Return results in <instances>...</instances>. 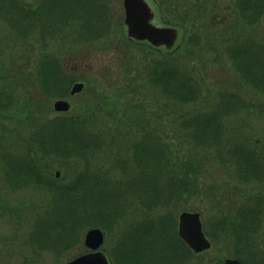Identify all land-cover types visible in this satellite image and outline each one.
Returning <instances> with one entry per match:
<instances>
[{"label": "trees", "instance_id": "trees-1", "mask_svg": "<svg viewBox=\"0 0 264 264\" xmlns=\"http://www.w3.org/2000/svg\"><path fill=\"white\" fill-rule=\"evenodd\" d=\"M148 1L181 32L171 50L130 39L113 0H0V172L41 192L38 252L99 227L111 264H264V0ZM93 47L116 55L100 73ZM183 211L220 255L179 237Z\"/></svg>", "mask_w": 264, "mask_h": 264}, {"label": "rangeland", "instance_id": "rangeland-1", "mask_svg": "<svg viewBox=\"0 0 264 264\" xmlns=\"http://www.w3.org/2000/svg\"><path fill=\"white\" fill-rule=\"evenodd\" d=\"M113 1H114V6L116 8L114 9L115 11H113V13L114 14L117 13L119 15V13L122 12L124 9L123 0H113ZM91 5H92L91 8L98 7L96 4H95L96 6L93 4ZM113 18L115 20V17ZM155 22L159 26H164L161 22H159L158 17L155 19ZM115 23L119 24L120 21L115 20ZM99 25L101 26V24ZM115 25L113 26V31L117 33L118 30L116 29ZM57 27H59L61 30H66L65 28H68V26H62V25H59ZM125 30H127L126 25H125ZM180 37H181V32H180ZM57 38L59 40V37ZM116 39L119 38L116 37ZM48 42L50 46H53V48H56L55 46L58 45L57 42L54 41L49 40ZM33 47L38 48V46L36 45ZM163 47L161 48L162 50L166 49ZM103 48L105 49L102 50V48L100 49L99 47L96 48L93 47L91 49L92 52L89 53V55L91 56L89 60L91 62L90 64L92 65V69L97 73H100L101 68L104 65L111 63L113 61V58L116 56L112 50H109L108 47H103ZM99 77L100 78L104 77V75L102 74ZM78 83L80 82H77V84ZM59 100L69 101V103L73 105V103H75L79 99L61 98ZM17 102L20 103V93H19V101ZM256 115L254 117H250L248 121L251 123V126L254 127L255 131L259 132L264 127V119H261L259 118V116ZM56 173L58 176L60 171L55 172V174ZM38 191L39 190L35 188L34 189L26 188L23 190L14 191V189L5 180V178L0 172V264H66L70 260L74 259V257L82 255L88 251L87 250L88 248L85 245L86 232L84 234L82 244L78 245L76 248L68 249L65 252H62L61 254H58V252L54 253V251L51 250L46 251L44 249L40 250L41 252L37 251L35 242L32 239L33 224L35 227V222H33V213L29 211V208L31 207V202L33 201L32 198L34 199L40 196L41 192L38 193ZM2 202L4 203V205H6L7 209L11 211V213L10 212L8 213L7 209L2 206ZM17 208H19V212L22 213V217L18 218L19 219L18 222H16L15 219L16 214L15 211L13 210V209L17 210ZM179 216L180 213L178 214V222H179ZM108 248H110V243L106 241V237H105V242L103 247H101V249L107 254ZM209 254L210 256L213 257L212 259L217 257V255H220L218 252L213 250H211ZM228 257L231 256H222V258L224 259Z\"/></svg>", "mask_w": 264, "mask_h": 264}, {"label": "water", "instance_id": "water-1", "mask_svg": "<svg viewBox=\"0 0 264 264\" xmlns=\"http://www.w3.org/2000/svg\"><path fill=\"white\" fill-rule=\"evenodd\" d=\"M125 24L128 35L138 41H148L155 47L165 46L172 49L178 38L179 31L173 27H160L153 23L154 13L146 0H124ZM84 84H76L71 93L74 95L83 90ZM54 109L58 112H67L71 104L66 100H57ZM59 176V174H58ZM179 236L199 254L211 248L212 244L207 238L201 215L194 212H182L178 225ZM105 241V234L100 228L89 230L85 236V245L93 250L78 256L67 264H110L107 256L100 250ZM224 264H242L238 259L228 258Z\"/></svg>", "mask_w": 264, "mask_h": 264}]
</instances>
